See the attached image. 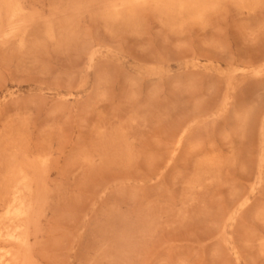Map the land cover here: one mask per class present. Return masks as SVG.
Listing matches in <instances>:
<instances>
[{
	"label": "rangeland",
	"instance_id": "rangeland-1",
	"mask_svg": "<svg viewBox=\"0 0 264 264\" xmlns=\"http://www.w3.org/2000/svg\"><path fill=\"white\" fill-rule=\"evenodd\" d=\"M0 264H264V0H0Z\"/></svg>",
	"mask_w": 264,
	"mask_h": 264
},
{
	"label": "bare ground",
	"instance_id": "bare-ground-1",
	"mask_svg": "<svg viewBox=\"0 0 264 264\" xmlns=\"http://www.w3.org/2000/svg\"><path fill=\"white\" fill-rule=\"evenodd\" d=\"M9 31V30H8ZM20 191V190H19ZM19 191H18V189H15L14 191H13V194H12V206L14 207L15 205H19V206H22L24 203H23V200H21V199H19L18 198V193H19ZM10 205V207H8L7 209V211H8V213H10L9 212V210H10V208L12 209L13 207ZM9 206V205H8ZM24 207V206H23ZM17 208V207H16ZM21 209V208H20ZM17 210H18V208H17ZM21 211V210H20ZM27 211V210H26ZM21 212H24V211H21ZM19 214V213H18ZM21 214V213H20ZM20 214H19V216H20ZM26 214V213H25ZM14 215V214H13ZM9 216V215H8ZM16 216V215H15ZM18 216V215H17ZM9 236V238H12V239H16V240H18L19 239V236H17V235H8Z\"/></svg>",
	"mask_w": 264,
	"mask_h": 264
}]
</instances>
